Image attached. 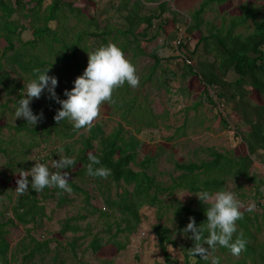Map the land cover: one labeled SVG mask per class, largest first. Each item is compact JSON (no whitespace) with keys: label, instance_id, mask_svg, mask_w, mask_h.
<instances>
[{"label":"rangeland","instance_id":"obj_1","mask_svg":"<svg viewBox=\"0 0 264 264\" xmlns=\"http://www.w3.org/2000/svg\"><path fill=\"white\" fill-rule=\"evenodd\" d=\"M14 1V0H9ZM68 3H74L77 8H84L82 18L71 15L66 24L60 22L51 23L50 26L57 31L67 28L63 38L67 43H72L77 39L82 31L95 30L96 26L100 30L112 31L115 33L120 28H127L125 17L126 11H116L122 5V0H93L91 7H85L81 0H65ZM131 5L137 0H129ZM143 11L145 14L159 15L158 3L142 0ZM205 0H170L167 12L161 19L154 20L155 28L148 33V39L157 34L159 27H164L165 33L158 35L150 43L144 44V54L135 56L133 50L127 51L124 55L136 68L139 76V86L130 88L127 84L116 88L112 95L111 103H104L100 107L98 117L93 121L103 123L104 131L107 135L111 134L119 124H122L127 131V136H135L139 140L138 159L140 164L147 158H156L157 161L151 173L157 176V180L166 185L171 184L172 177L179 175L174 169V162L188 163L210 160L208 151L211 149L231 155H247V147L243 143L241 134L244 128L233 121V112L231 106L220 104L217 98V89H207L200 78L190 76L183 68L185 58L184 50H177L179 45L172 38L176 33V25H172L165 20L179 24V31L182 37L191 22L192 14L200 7ZM52 0H45L44 8L50 5ZM41 14H43L41 12ZM40 14V15H41ZM240 16H249L248 22L240 26L237 33L246 36L253 30V18L264 19V0H231L222 5H212V9L205 14V21L215 23L221 26L223 21L228 24L231 19ZM93 17L96 20V26L88 22ZM25 27L21 38L24 42L33 40V25L36 20L33 18L24 19L21 15L14 17ZM162 23V24H160ZM166 23V24H164ZM38 25H42L39 22ZM206 31V30H205ZM178 32V31H177ZM188 35V34H187ZM108 44L113 43L112 36L107 37ZM132 39V38H131ZM167 39V40H166ZM200 39L197 32L189 34L188 48L192 51ZM125 40L120 37L117 47L123 44ZM82 45L89 48L84 52L79 47L78 57L83 68L87 67L88 52L93 51L99 46H106L104 41L100 44L95 42L93 37L84 38ZM165 45V46H164ZM159 47L157 57L162 60V65L152 74V66L155 64V56L152 53ZM163 47V48H162ZM5 43L0 39V55L4 52ZM55 49L60 45L55 44ZM133 48V45L130 47ZM34 52L44 56L45 49L39 48ZM186 55V54H185ZM167 59H170L168 61ZM5 62V60H3ZM186 62V61H185ZM187 63V62H186ZM194 65V61H190ZM188 64V63H187ZM169 67L176 76L166 78L161 69ZM10 77L17 81L23 88L29 81H26L19 74L18 68L10 70L6 66ZM56 72L58 85L56 88L61 90H71L73 81L77 76L72 72L66 73L62 66L56 65L53 69ZM229 81H236L237 76L231 72ZM15 82V83H17ZM5 88L0 85V119L1 123L9 126L3 130L2 138L4 152H0V221L8 222L13 219V207L17 200L27 194H32L29 190L24 194H18L16 180L19 179V171H29L36 162L45 163L51 171L52 160H59L62 156H69L74 160L77 158L82 145L76 143L79 140L77 134L73 139L61 141L58 133L51 130L50 134L44 131V127L52 128L53 122L50 114L54 109L49 108V104L44 102L47 92L42 93L39 99H33L30 107L34 114L43 113L42 121L36 126L26 124L23 118L16 119L13 115L14 108L20 93L23 95V89ZM250 101L256 105H264L262 97L257 91L250 93ZM219 110L224 112L230 123L228 128L219 118ZM124 118L128 120H124ZM155 123L150 126L149 123ZM28 126V130L17 134L10 128ZM92 124V125H93ZM84 130L82 133L86 132ZM59 133H62L60 131ZM63 145L70 147L69 151H58L49 161L43 162L40 155H50L47 150L59 149ZM46 147V149H43ZM48 152V154H46ZM92 154V151L88 152ZM14 161V164H11ZM8 163L14 168L8 167ZM61 171L66 172L64 169ZM68 173V172H67ZM251 176L256 180L234 179L231 178L226 183V190L234 191L240 202V211L248 214L251 218L254 215L259 216L260 232L255 228L252 232L257 236V241L264 243V210L258 206V202L264 207V157H254ZM74 178L68 173L67 179ZM29 181L31 177H28ZM261 183H263L261 185ZM102 188V187H101ZM99 188L96 184H90L87 191L90 193L91 204L106 212L108 207L104 204L103 194L106 188ZM111 194H116V189L112 187ZM51 189L48 193L51 192ZM258 192L262 195H258ZM37 193V192H36ZM46 190L37 193L40 205L44 207L45 216L38 219L36 224L29 226L19 225L6 227L5 239L9 245L7 259L11 264H185V250L188 246V239L183 235L174 234L175 245L168 246L170 259L164 256L159 242L154 234V227L158 224V209L145 207L141 210L142 224L137 232L126 239L120 236L118 241L125 244L124 249L114 245L111 234L107 232L106 227L98 221L97 217H88L79 222L82 231L76 235L67 233L62 235V223L71 217L86 215V200L83 195H74L67 192L68 199L72 202L63 207H59L56 199H50ZM165 206L172 207L171 210H161L163 218L161 223L169 227H174L176 222L173 216V207L192 206L196 208L195 201L198 200L195 194L188 191H178L173 196L163 197ZM254 204V209L249 212V205ZM119 215V214H118ZM30 230V237L34 238L36 243L49 245L42 248L41 253L32 254L36 243L27 239V232ZM113 233V232H112ZM100 236L104 242H109L98 254H93L89 249L92 241ZM77 239V241L75 240ZM26 240L27 250L23 249L22 241ZM73 241H76L75 250L72 248ZM216 252H210L209 259L212 256L218 257L220 264H237L241 261L242 255H232L231 253H222L219 249ZM15 256V260L13 257ZM0 264H5L0 262ZM251 264V263H250Z\"/></svg>","mask_w":264,"mask_h":264},{"label":"trees","instance_id":"obj_2","mask_svg":"<svg viewBox=\"0 0 264 264\" xmlns=\"http://www.w3.org/2000/svg\"><path fill=\"white\" fill-rule=\"evenodd\" d=\"M81 1L88 8L93 4V0ZM145 1L158 3V9L161 13L159 15L145 14L142 9L144 5L142 0H137L132 5L129 0H122V5L116 11L127 12L125 21L128 27L126 29L120 28L115 33L100 30L96 26L95 18L91 17L88 22H92L91 24L95 25L96 29L82 31L77 39L72 43H67L63 38L67 28L63 27L61 31H57L50 24L60 22L64 25L71 15L76 17L79 15L82 18L85 16L84 11L86 10L84 8H77L74 3H68L65 0H52L51 4L45 8V0H0V39L5 43L4 52L0 55V85L5 88L15 87L14 90L23 89V85L18 83L20 81L18 79V82L13 80L9 72L5 71L6 66L12 71L18 68L20 76L26 81L34 78L33 73L36 69L40 71L48 69L47 75L56 77V72H53L56 65L62 66V70L66 73L72 71L77 77L82 75L84 68L78 57V49L81 47L84 52L89 50V48L82 45L84 38L87 36L93 37L95 42L100 44L104 41L105 45L108 44L107 37L112 36L114 44H117L121 37L125 42L118 47L124 54L129 50H133L135 56L144 54V51H142L143 45L150 44L157 37V34L162 35L165 33L164 27H159L157 34L148 39L147 32L155 28L154 20L161 19L162 15L167 12L170 0ZM229 1L231 0H205L192 14L191 22L181 43L177 46V50H184L186 55L184 54L183 58L195 62L194 65H190L184 61V70L190 76L200 78L207 89H217V98L220 104H223L222 106H231L233 121L244 128L241 138L247 147V155L234 156L211 149L208 151L210 160H202L198 163L174 162V169L179 175L172 177L171 184L166 185L159 182L157 176L150 172L154 168L156 158H147L140 164L137 163L139 140L135 136L128 137L122 124H119L109 135L105 133L101 122L93 124L90 129L82 133L86 129L77 130L66 120L60 123L54 120V115L60 105L48 99L46 95L44 102L48 103L49 108L54 109V111L50 114L53 126L52 128L44 127V131L50 134L53 129L58 133L62 142L73 139L78 134L79 140L76 143L82 145V149H80L77 158L74 160L75 163L64 170L74 177L68 179L72 189L71 193L84 196L86 200L85 210L88 211L86 215H78L64 221L60 232L62 235L67 233L78 234L82 231L79 226L80 221H84L91 216L97 217L98 221L106 227L107 232L112 235L113 244L121 250L126 245L118 241V238L124 236L128 239V237L134 235L142 224L141 210L145 207L154 208L158 209L159 212L158 224L154 227V234L164 256L169 260L171 257L168 253V246L176 244L173 235H183L182 230L186 227L190 217L195 220L197 225L205 223L206 205L197 200L195 201L196 208L192 206L173 207L176 225L171 228L165 223H161L163 218V213H160L161 210H164L165 214V209L170 211L172 208L165 206L163 197L173 196L178 191H188L191 194H196L200 190L217 191L226 189V183L231 178L256 180L251 176V169L254 157H264V105L252 103L249 95L252 91H257L264 101V19L253 18V30L246 36L237 33V30L240 26L247 24L249 16L233 18L228 24L223 21L220 27L213 22L205 21V14L212 9L213 4L222 5ZM17 15H21L24 19L33 18L36 20L32 28L33 40L27 42L22 40L21 36L26 29L22 23L14 19ZM39 22H42V25H38ZM165 22L176 25L178 32L176 31L172 35L176 42L180 36L179 24H176V21L170 22V20H165ZM193 32L199 33L200 39L194 49L190 51L188 37ZM55 44H59L60 48L55 49ZM132 45L133 48H130ZM39 48L45 49L44 56L34 52ZM159 50V47H157L152 52L155 56V64L152 66V74L148 79L162 65V60L157 57ZM167 60L170 61V59ZM231 72L237 76L236 81L228 80ZM161 73L166 78L176 76L169 67L161 69ZM55 91L60 99H66L63 95L64 90L56 88ZM21 96L22 93L18 98L20 99ZM219 118L226 128L230 126L227 120L228 117L220 110ZM124 120L128 119L124 118ZM154 124L153 120L149 123L150 126ZM5 128H9V126L2 124L0 119V152L5 151L3 149L5 141L2 138ZM10 129L15 130L17 134H21L28 130V126L24 124ZM60 131L62 133H59ZM43 149H46V147H43ZM62 149L69 151L70 147L63 145ZM47 151L50 155L47 156L45 153L40 155L43 162L49 161L60 149L57 147ZM89 151L93 152L92 155L100 158L103 166L111 170V175L106 179L92 177L87 174ZM11 164H14V161ZM11 164L8 163L7 166L14 168ZM92 183L98 185L99 188H106L103 197L104 204L109 211L106 212V208L102 211L91 204L87 187ZM112 187L116 189L114 196L111 194ZM44 190L48 193L50 188L46 187ZM66 193L53 187L47 198L56 199L57 205L61 208L72 203ZM258 195L261 196L262 194L258 192ZM40 201L35 191L32 194L22 196L12 209L13 219H10L7 223L0 221V262L11 264V261L7 259L9 245L5 239L6 227L8 225L15 227L18 226L17 224L27 227L36 224L38 219L45 216L44 207L39 204ZM258 206L264 210L260 202H258ZM242 213L243 218L236 222L237 233H234V239L237 234L242 233L243 238L246 240V246L239 254L243 258L237 264H264V243L258 242L257 236L251 230L255 228L257 233L260 232L259 216L254 215L251 218L248 214ZM203 226L202 224L201 227ZM30 232L28 230L27 239L36 243L35 239L30 237ZM204 234H207L206 231ZM187 239L189 243L184 254L185 264H210V259L202 260L199 255L195 257L196 259L189 256L188 250L194 244L188 237ZM75 240L77 241V239ZM103 240L104 238L98 235L92 241L89 249L92 250L93 254H98L104 246L109 244V242ZM76 241H73L71 245L74 250ZM25 243L26 240L22 241L21 245L24 250H27ZM48 246L46 243L43 245L36 243L31 256L35 252L41 253L42 248ZM217 249L222 253H230L228 249L222 247ZM215 250L213 252H216ZM13 260H15V256Z\"/></svg>","mask_w":264,"mask_h":264},{"label":"clouds","instance_id":"obj_3","mask_svg":"<svg viewBox=\"0 0 264 264\" xmlns=\"http://www.w3.org/2000/svg\"><path fill=\"white\" fill-rule=\"evenodd\" d=\"M48 69L34 70V78L30 79L23 88V95L17 100L14 108V117L23 118L31 126L42 121L43 113L34 114L30 104L33 99H39L42 93L47 92V98L60 107L54 115V120L60 123L68 121L74 129H90L93 121L98 117L100 107L104 103L112 102V95L116 88L127 84L130 88L139 86V76L135 66L125 58L123 51L113 43L101 46L88 52L87 67L82 75L73 81L71 90H65L66 99H60L55 89L58 80L55 76L47 75ZM60 151H63L61 148ZM87 174L92 177L106 179L111 170L101 164L98 156L89 154ZM75 163L69 156H62L59 160H52L51 171L47 164L36 162L29 171H19L15 191L24 194L29 190L39 193L47 188H56L62 192H71L68 182L67 169ZM28 177H31L29 181ZM198 200L206 205V222L197 225L193 218L182 230V233L193 241L194 246L188 250L193 259L199 255L202 260H208L210 252L218 247L228 249L232 255L238 256L246 246L243 234L237 233L236 222L243 218L240 211V202L234 191L220 189L217 191L200 190L195 194ZM255 205H249L251 212ZM206 231V235L204 234ZM191 234L190 236L188 234ZM206 246V247H205ZM210 264H220L218 257L212 256Z\"/></svg>","mask_w":264,"mask_h":264},{"label":"built area","instance_id":"obj_4","mask_svg":"<svg viewBox=\"0 0 264 264\" xmlns=\"http://www.w3.org/2000/svg\"><path fill=\"white\" fill-rule=\"evenodd\" d=\"M182 38H183V37L180 35L179 38H178V42H177L178 44L181 43ZM185 61H186L188 64H191L190 61H188V60H185Z\"/></svg>","mask_w":264,"mask_h":264}]
</instances>
